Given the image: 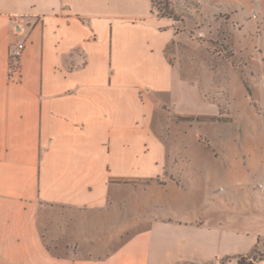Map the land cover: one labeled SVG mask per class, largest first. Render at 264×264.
I'll use <instances>...</instances> for the list:
<instances>
[{"label":"crops","instance_id":"1","mask_svg":"<svg viewBox=\"0 0 264 264\" xmlns=\"http://www.w3.org/2000/svg\"><path fill=\"white\" fill-rule=\"evenodd\" d=\"M178 36L151 0H0V264H239L260 248V235L210 209L201 189L185 186L180 203L173 196L157 112H220L168 58ZM201 158L217 166L215 156ZM145 179L166 180L163 203L156 195L150 210L160 215L145 229L88 257L50 250L46 237L61 220L54 206L75 211L69 236L81 243L88 216L119 206L124 181Z\"/></svg>","mask_w":264,"mask_h":264},{"label":"rangeland","instance_id":"2","mask_svg":"<svg viewBox=\"0 0 264 264\" xmlns=\"http://www.w3.org/2000/svg\"><path fill=\"white\" fill-rule=\"evenodd\" d=\"M152 1L158 16L174 20L179 33L166 48L168 58L184 74L201 81L202 93L220 108L214 116L182 117L167 106L157 112L154 125L168 144L174 169L170 177L173 196L180 203L185 186L201 189L210 209L231 219L237 228L260 235V248L253 255L264 258V191L258 189L260 181L264 184V0ZM205 156H215L217 166L205 164L201 158ZM230 167L242 175L230 178L226 174ZM165 182L124 181L119 206L90 214L94 222L83 230L81 243L69 236L75 227V211L54 206L60 229L46 237L48 247L58 255L79 257L111 249L160 215L150 210L152 204L157 205L156 195L163 203L166 191L159 189ZM233 202L235 210H225ZM123 216L125 227L114 228L116 222L122 224Z\"/></svg>","mask_w":264,"mask_h":264},{"label":"trees","instance_id":"3","mask_svg":"<svg viewBox=\"0 0 264 264\" xmlns=\"http://www.w3.org/2000/svg\"><path fill=\"white\" fill-rule=\"evenodd\" d=\"M152 12L154 14H157L156 11L154 10L153 1H152ZM16 63H17V60H15L14 58H10V68H11V70H14ZM169 216L173 217L172 215H169ZM256 259H263V258H256L254 255L253 256L240 255L239 258H238V263L239 264H254V261Z\"/></svg>","mask_w":264,"mask_h":264},{"label":"built area","instance_id":"4","mask_svg":"<svg viewBox=\"0 0 264 264\" xmlns=\"http://www.w3.org/2000/svg\"><path fill=\"white\" fill-rule=\"evenodd\" d=\"M24 50V43H18L10 52V58H14L15 60H19L22 52ZM258 187H261L259 184Z\"/></svg>","mask_w":264,"mask_h":264}]
</instances>
